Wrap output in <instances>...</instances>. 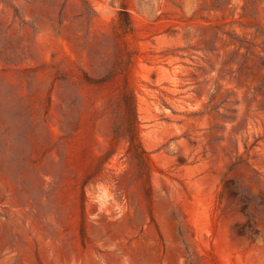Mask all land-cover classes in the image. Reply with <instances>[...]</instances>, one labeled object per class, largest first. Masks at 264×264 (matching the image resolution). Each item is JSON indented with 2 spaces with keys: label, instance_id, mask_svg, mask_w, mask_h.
Segmentation results:
<instances>
[{
  "label": "rangeland",
  "instance_id": "374dc122",
  "mask_svg": "<svg viewBox=\"0 0 264 264\" xmlns=\"http://www.w3.org/2000/svg\"><path fill=\"white\" fill-rule=\"evenodd\" d=\"M0 264H264V0H0Z\"/></svg>",
  "mask_w": 264,
  "mask_h": 264
},
{
  "label": "trees",
  "instance_id": "16d2710c",
  "mask_svg": "<svg viewBox=\"0 0 264 264\" xmlns=\"http://www.w3.org/2000/svg\"><path fill=\"white\" fill-rule=\"evenodd\" d=\"M120 14H121V16H124L126 18V22H125L124 27L126 28V30H130L132 26H131V20L129 18L128 13L125 10H122V11H120ZM126 100L128 101V104L131 107V113L135 114V97H134L133 93L128 91L126 93ZM131 143H132V145L134 144V139H131Z\"/></svg>",
  "mask_w": 264,
  "mask_h": 264
}]
</instances>
